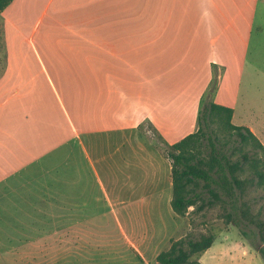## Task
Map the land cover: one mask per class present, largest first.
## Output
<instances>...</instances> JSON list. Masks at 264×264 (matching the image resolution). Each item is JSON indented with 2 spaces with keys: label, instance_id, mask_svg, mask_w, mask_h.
Masks as SVG:
<instances>
[{
  "label": "crops",
  "instance_id": "1",
  "mask_svg": "<svg viewBox=\"0 0 264 264\" xmlns=\"http://www.w3.org/2000/svg\"><path fill=\"white\" fill-rule=\"evenodd\" d=\"M142 9H132L129 0H106L85 17L68 11L54 19L58 91L44 67L43 76L12 68L0 72V264H110L114 238L131 236L125 222L162 219L164 212L175 216L168 160L150 145L128 148L132 155L120 151L144 124L161 143L184 123L180 138L193 133L192 118L213 65L218 71L213 102L233 109L232 123L248 128L264 148V135L253 124L264 125V112L249 110V118L245 108L237 109L251 14L237 0L228 5L226 0H153L149 23ZM7 13L0 18L13 21ZM46 39L43 35L42 44ZM104 69L105 88L92 77ZM51 103L59 110H51ZM80 106L89 109L87 117L76 115ZM91 121L97 127L77 126ZM113 136L121 138L111 151ZM82 137L89 139L87 146ZM70 146L75 163L62 172H72V179H19L34 166L49 174L51 155ZM131 156L135 168L142 163L140 180L126 172ZM137 156L146 164H136ZM135 240L129 244L145 264L144 239Z\"/></svg>",
  "mask_w": 264,
  "mask_h": 264
},
{
  "label": "rangeland",
  "instance_id": "2",
  "mask_svg": "<svg viewBox=\"0 0 264 264\" xmlns=\"http://www.w3.org/2000/svg\"><path fill=\"white\" fill-rule=\"evenodd\" d=\"M227 1V5L229 0ZM245 13L251 14L252 31L249 39V48L247 53V68H245L243 81L240 86V101L237 107L238 111L244 109L246 117H251L248 111L252 110L256 115L260 112H264V0H237ZM106 4V0H13L6 11L13 15V21H5L0 18V72H3L7 68L14 70L32 71L35 75L43 76L40 72L42 67L47 70L48 75L51 78L52 86L60 89L58 84L57 70L60 68V63L57 60L59 50L57 40V30L50 28L51 22L56 19H61V15H67L68 11L78 17L87 16L85 12H95L100 10ZM129 6L132 9H136L137 6L145 10V19L147 22H153V0H129ZM229 8V7H227ZM227 15H231L229 9H227ZM7 13V14H8ZM89 14V13H88ZM137 20V14L134 13ZM7 16V15H6ZM239 29L242 35L247 34L246 26L242 23L239 24ZM148 29H146L147 31ZM232 32L226 31L227 35ZM47 37L46 44H42V37ZM3 36V37H2ZM33 41H32V40ZM102 53V52H101ZM104 54V53H102ZM50 58H54L52 61ZM100 61L97 64L105 66V61ZM96 65V64H95ZM213 77L215 73L218 75V71L215 65L212 66ZM88 70V66L86 67ZM105 69L100 72H93L92 77H95L99 83L106 86V79L104 77ZM70 80L73 77H67ZM63 80V78L61 77ZM85 78H83V81ZM73 85V83H72ZM51 87V86H50ZM60 93V92H59ZM51 95H55L51 87ZM62 97V94L60 93ZM114 97V96H113ZM115 95L114 98H116ZM201 101L197 102V113L199 111ZM251 108H248L250 107ZM65 107L72 115L73 110L70 108L65 100ZM51 110L57 107L51 103ZM247 108V109H246ZM72 112V113H71ZM76 115L79 117H87L90 113L86 106L77 107L75 110ZM197 125V116L192 118ZM264 120V119H263ZM257 129L264 135V125L259 123H253ZM84 128H95L97 124L95 121L88 122L86 125H77ZM187 125H178V133L172 138H164L161 141L157 140L151 132L149 124H144L131 133V140L129 144H126L121 148V151L128 150L132 146L138 144L152 146L158 151L165 159L166 147L170 146L183 138H180ZM119 136H113L109 139L110 150L115 149V144L119 143ZM235 138V137H233ZM84 145L89 143L88 138L82 137ZM264 143V136L262 137ZM129 145V146H128ZM166 146V147H165ZM250 148H245L244 151ZM228 157L235 160H241L240 152H234V150H223ZM66 152V156L63 159V155ZM73 146L66 149L56 151L50 157L49 162V174L41 172L40 167L34 166L29 170L23 172L18 177L22 181L25 180H57L63 179L65 175L67 179H72V172H62L64 165L73 166L74 160ZM261 157L260 154H258ZM134 157V156H133ZM131 156V165L126 172H129L130 176L138 178L140 180L143 173L140 171V165L134 167V158ZM78 158V157H76ZM117 155L114 156L116 160ZM140 156H137L135 160L136 164H139ZM50 159L45 160L46 163ZM168 160V159H167ZM169 164L170 161L168 160ZM146 164L145 162H143ZM147 166V165H146ZM63 168V169H62ZM247 166H244V169ZM125 174V173H124ZM239 174V173H238ZM121 179L123 175L117 174ZM125 176V175H124ZM247 172L241 173L240 178H248ZM171 193V189L170 192ZM243 202L245 205H243ZM240 206L238 215H234L231 219L227 218V214L230 213L228 205H224L220 201L214 203L210 208L205 209L201 213H189L187 216L180 218L175 217L172 214L168 215L163 213L162 219H157V216L152 218H146L144 221H131L125 222L128 229L127 233L130 237L114 238V242L110 247L111 256L114 259L110 264H130L132 262H138L136 253L131 242H134L136 238L144 239L143 256L145 258V264H155L156 256L169 247V241L171 239L177 240L179 238H185L189 236L192 239H199L202 235H212L214 238L212 246L205 252L195 256V259L199 264H264L259 250L263 246L259 239V234L256 226L250 223V220L257 219L264 221V183L259 184L258 179H254L251 184L245 182L244 184V196L242 200L237 204ZM189 209V212H191ZM242 210L245 216L242 215ZM234 220V221H233ZM235 222V223H234ZM136 241V240H135ZM8 258V257H7ZM25 262V261H24ZM22 262V263H24ZM100 262V261H99Z\"/></svg>",
  "mask_w": 264,
  "mask_h": 264
},
{
  "label": "trees",
  "instance_id": "3",
  "mask_svg": "<svg viewBox=\"0 0 264 264\" xmlns=\"http://www.w3.org/2000/svg\"><path fill=\"white\" fill-rule=\"evenodd\" d=\"M12 1L0 0V15ZM217 85L215 73L201 98L196 130L165 146V156L170 161V207L180 218L201 213L220 201L228 205L230 213L226 216L231 219L240 210L237 204L244 196L245 182L251 184L256 178L259 184L264 183V148L248 128L232 123L233 109L213 102ZM246 147L250 149L244 151ZM224 148L234 150L233 154L240 152L241 160L230 159ZM245 172L249 177L243 180L240 175ZM242 215L245 216L243 210ZM250 223L258 230L263 244L259 253L264 261V221L257 219ZM213 241L212 235H202L196 240L189 236L171 239L169 247L156 256L155 264H199L193 258L207 251ZM138 260V264H144L140 257Z\"/></svg>",
  "mask_w": 264,
  "mask_h": 264
}]
</instances>
